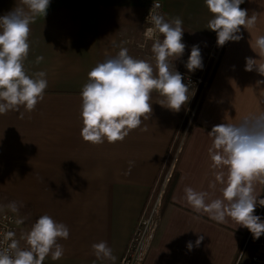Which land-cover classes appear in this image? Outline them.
Listing matches in <instances>:
<instances>
[{"label":"crops","instance_id":"1","mask_svg":"<svg viewBox=\"0 0 264 264\" xmlns=\"http://www.w3.org/2000/svg\"><path fill=\"white\" fill-rule=\"evenodd\" d=\"M150 1L50 0L46 16L30 24L25 68L29 74L46 72L48 87L33 111L0 115V206L10 201L22 204L18 215L25 222L17 225V239L42 214L68 226L69 238L59 241L63 257L46 258L44 264H93L91 245L101 240L107 241L115 264H120L138 221L159 194L157 226L144 245L141 264H233L248 240L247 228L195 213L183 199V188L192 186L210 191L211 198L218 196L219 185L217 190L209 188L212 140L207 132L214 125L237 123L264 111V84H257L264 76L255 69L245 70L246 58L264 63V57L250 47L258 35H264V0H245L240 5L257 16L256 24L249 33L241 26L238 42H226L188 128L189 101L173 112L153 94L149 118L123 141L92 145L79 135V93L90 69L115 56L120 47L145 59L135 56L129 40L140 35ZM159 1L165 19L183 21L184 54L198 44L206 60L216 48V35L205 28L209 13L203 0ZM15 2L19 4V0H0V15ZM37 56L44 59L36 63ZM183 126L186 132L181 131ZM176 140L179 145L174 146ZM173 147L177 151L169 169L178 173V179L161 211L168 181L159 190L158 185ZM255 193L264 198V183L255 184ZM1 211L10 212L6 207ZM200 235L204 239L195 246ZM189 241L194 244L190 251ZM20 243L23 246V240Z\"/></svg>","mask_w":264,"mask_h":264},{"label":"clouds","instance_id":"2","mask_svg":"<svg viewBox=\"0 0 264 264\" xmlns=\"http://www.w3.org/2000/svg\"><path fill=\"white\" fill-rule=\"evenodd\" d=\"M245 0H203L209 19L206 29L215 32L216 45L238 42L241 26L249 33L257 16L249 15L240 7ZM50 0H19V4L6 14L0 15V115L9 111L31 112L43 101L48 87L47 74L37 71L29 74L25 68L30 43V24L38 17H45ZM150 27L144 33L151 40V59H137L120 47L115 56L96 63L87 73V82L82 85L79 108L81 139L89 144L123 141L128 134L139 128L152 112V96L158 95L159 104L173 112H179L191 99L195 89L190 81L182 82L183 75L174 67L186 45L182 41L183 21L180 17L165 19L153 13ZM143 47L144 45H139ZM251 49L264 57V35H258ZM44 58L36 57V63ZM155 62V67L151 61ZM246 58L245 70L255 69L264 76V63ZM203 58L198 44L190 47L184 61L188 72L203 69ZM264 84V80L257 81ZM212 143L208 149L213 179L209 188L217 190L215 198L207 190L192 186L183 188V199L195 213H205L217 222L229 220L247 228L252 238L264 234V219L254 214L257 206L264 207V198L255 193V184L264 183V111L244 116L237 123H220L207 132ZM131 163V162H130ZM22 204L10 201L6 207L15 216V224H24L19 216ZM70 235L68 226L48 214L36 217L27 232L19 239L13 230L0 233V264H44L46 258L60 260L64 247L59 242ZM204 239L197 236L195 246ZM24 244L21 246L20 241ZM187 249L194 247L187 242ZM93 255L100 264H115L116 257L107 241L91 245Z\"/></svg>","mask_w":264,"mask_h":264},{"label":"built area","instance_id":"3","mask_svg":"<svg viewBox=\"0 0 264 264\" xmlns=\"http://www.w3.org/2000/svg\"><path fill=\"white\" fill-rule=\"evenodd\" d=\"M153 13H159L161 15H164L161 1L151 0L148 3L146 11L143 15L140 35L132 37L129 40L131 46L135 50L134 54L138 58H145L149 60L151 59L152 54L150 49H151L152 41L146 40L144 33L146 32L148 27L151 26L150 16ZM141 44H143L144 46L140 47L139 45ZM224 46L225 45L218 47L216 45V48L213 54L210 55L209 59L203 60V65H204L203 69H198L195 72L190 73L187 71V69L184 68V61L187 59V56L189 54H183V56L180 59H177L173 62L176 70H178L183 75L184 79L182 80V82L190 81L192 87L195 89L194 95L191 97L189 101L190 104L192 101L193 103L188 112L187 121L189 122L187 128L193 116L196 113V110L198 108L199 102L201 100V97L205 89L210 84V81L215 72L216 66L221 57ZM152 62L155 63L154 60ZM187 128L184 132L187 131ZM154 210L155 208L152 209L151 214L147 215L146 213L138 221V224L130 238V241L121 259L120 264H141L144 245L157 226V221L153 220V215L155 212ZM14 220H15V216L13 213L0 210V233H2L5 230H13L16 232V237H17V225L15 224ZM250 264H264V234L261 235V239L257 245V249L255 250V252L251 257Z\"/></svg>","mask_w":264,"mask_h":264},{"label":"rangeland","instance_id":"4","mask_svg":"<svg viewBox=\"0 0 264 264\" xmlns=\"http://www.w3.org/2000/svg\"><path fill=\"white\" fill-rule=\"evenodd\" d=\"M212 54H213V53H212ZM212 54H211V55H212ZM209 57H210V56H209ZM209 57H208L207 59H209ZM189 101H190V100H189ZM192 103H193V101L191 102V104L189 103V109H190V107L192 106ZM187 120H188V119H187ZM184 125H185V123H184ZM181 131H182V132L184 131V126H183V128L181 129ZM180 139H181V135H178V140L180 141ZM178 140H176V143H175L174 146L179 145V144H178ZM172 150H175V153H174L172 159L168 160V163H166V165L164 166V169H163V171H162V173H161L160 182H159V185H158V190L160 189L161 185H162L164 182H167V181L169 180L171 173H172L173 171H175V170H172V169L170 170V169H169L170 166H171V164H173L172 162L174 161V158H175V155H176L177 148H174V147H173ZM167 166H169V167H167ZM167 183H168V182H167ZM164 184H165V183H164ZM166 185H167V184H166ZM155 204H156V203H154V204L152 205V208L149 209V211L147 212V215H148V214H151L152 209L155 208V210H154L155 212H154V215H153V220H154V221H157L156 217H157V215H158L157 213H158V205H159V203L157 204V206H156ZM155 206H156V207H155ZM257 215H260L261 218L264 219V207H261V206H260ZM255 242H256V239L254 240V239L252 238V234L250 233V235L248 236V240H247V242L245 243V245H244V247H243V249H242V251H241L239 257L237 256L236 261H235L233 264H250V262H251V257H252V255H253V253L255 252V250L257 249V247L254 246ZM20 244H21V243H20Z\"/></svg>","mask_w":264,"mask_h":264},{"label":"trees","instance_id":"5","mask_svg":"<svg viewBox=\"0 0 264 264\" xmlns=\"http://www.w3.org/2000/svg\"><path fill=\"white\" fill-rule=\"evenodd\" d=\"M174 153H175V150H172L171 153L166 158V161H165L166 163H168V160L172 159ZM166 163H165V165H166ZM167 167H169V166H167ZM177 179H178V173L176 171H173L170 175V178L168 180L166 188H165L163 195L161 197V211H163L165 205L170 200V196H171L172 191L175 187Z\"/></svg>","mask_w":264,"mask_h":264},{"label":"water","instance_id":"6","mask_svg":"<svg viewBox=\"0 0 264 264\" xmlns=\"http://www.w3.org/2000/svg\"><path fill=\"white\" fill-rule=\"evenodd\" d=\"M159 200H160V194H159V197H158V199H157V201H156V204H155L156 206H157V204L159 203ZM156 206H155V207H156Z\"/></svg>","mask_w":264,"mask_h":264}]
</instances>
